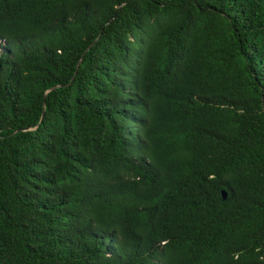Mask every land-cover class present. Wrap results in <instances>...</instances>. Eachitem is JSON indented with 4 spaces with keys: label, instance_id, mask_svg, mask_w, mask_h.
Wrapping results in <instances>:
<instances>
[{
    "label": "trees",
    "instance_id": "obj_1",
    "mask_svg": "<svg viewBox=\"0 0 264 264\" xmlns=\"http://www.w3.org/2000/svg\"><path fill=\"white\" fill-rule=\"evenodd\" d=\"M1 46L0 264H264V0H0Z\"/></svg>",
    "mask_w": 264,
    "mask_h": 264
},
{
    "label": "water",
    "instance_id": "obj_2",
    "mask_svg": "<svg viewBox=\"0 0 264 264\" xmlns=\"http://www.w3.org/2000/svg\"><path fill=\"white\" fill-rule=\"evenodd\" d=\"M223 197L224 199H227L228 198V194L226 192L223 193Z\"/></svg>",
    "mask_w": 264,
    "mask_h": 264
},
{
    "label": "rangeland",
    "instance_id": "obj_3",
    "mask_svg": "<svg viewBox=\"0 0 264 264\" xmlns=\"http://www.w3.org/2000/svg\"><path fill=\"white\" fill-rule=\"evenodd\" d=\"M3 49H2V46H1V49H0V51H2Z\"/></svg>",
    "mask_w": 264,
    "mask_h": 264
}]
</instances>
